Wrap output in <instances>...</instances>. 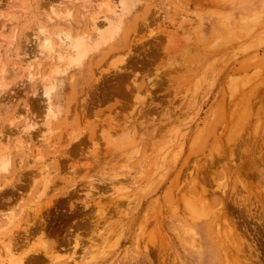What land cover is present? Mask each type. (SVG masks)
I'll use <instances>...</instances> for the list:
<instances>
[{
	"label": "rangeland",
	"instance_id": "374dc122",
	"mask_svg": "<svg viewBox=\"0 0 264 264\" xmlns=\"http://www.w3.org/2000/svg\"><path fill=\"white\" fill-rule=\"evenodd\" d=\"M0 80L21 264H264V0H0Z\"/></svg>",
	"mask_w": 264,
	"mask_h": 264
},
{
	"label": "bare ground",
	"instance_id": "6f19581e",
	"mask_svg": "<svg viewBox=\"0 0 264 264\" xmlns=\"http://www.w3.org/2000/svg\"><path fill=\"white\" fill-rule=\"evenodd\" d=\"M109 1H111V0H109ZM108 2V1H107ZM111 3V2H110ZM109 3V4H110ZM103 18H102V23L104 24V23H107L108 22V20H109V18H108V16H106V15H104V16H102ZM97 23V22H96ZM100 25H102V24H100ZM93 28V27H92ZM96 28V27H95ZM60 32H58L57 33V35H58V37H59V39H60V41L62 42L61 43V48L64 50L66 47H68L69 46V44L70 43H72L73 41H72V38H71V36L69 35V33H65L64 31V33L63 32H61V30H59ZM49 37H45V39H44V45L45 46H49L50 45V41H49V39H48ZM37 40V39H36ZM9 44V43H8ZM63 44V45H62ZM76 47H79V45L78 44H76ZM60 48V49H61ZM61 49V50H62ZM9 50V49H8ZM66 50H67V48H66ZM6 52V51H5ZM8 54V53H7ZM11 55V54H10ZM77 55V54H76ZM58 56V55H57ZM81 56V55H80ZM79 57V56H78ZM59 58V57H58ZM31 67V66H30ZM50 67H52V66H49V68ZM54 67V66H53ZM28 68V67H27ZM29 69V68H28ZM53 69V68H52ZM51 69V70H52ZM59 69V68H58ZM27 72H28V75H29V80L31 79V77L32 76H36V73L34 74V75H32L31 77H30V75H31V72H30V70H27ZM57 72V71H56ZM27 74V73H26ZM38 75V74H37ZM46 76V75H45ZM38 77V76H37ZM33 79V78H32ZM45 79V78H44ZM27 80V79H26ZM1 81V80H0ZM29 82V81H28ZM39 82V81H38ZM46 82H47V80H46ZM37 83V82H36ZM50 83V81L47 83V86L45 87V84L46 83H43V85H44V90H43V97L45 98V107H44V113H45V117L47 118V120H48V118L49 117H53L55 114H54V112H53V109H52V107H51V104H50V92H51V89H53V85L51 84H49ZM1 84V83H0ZM49 84V85H48ZM36 87V86H35ZM5 88L6 87H0V93L2 94V92L3 91H5ZM28 106V105H27ZM28 108V107H27ZM25 109V108H24ZM17 110V109H16ZM27 110V109H26ZM16 112V111H15ZM28 112V111H27ZM28 116V115H27ZM16 119V118H15ZM31 118H28V117H26V115H25V122H24V124L23 125H26V126H31L30 125V122H31ZM10 122V121H9ZM35 122V121H34ZM11 125V124H10ZM48 129V128H47ZM45 130V131H47L48 132V130ZM101 129V128H100ZM126 130V129H125ZM21 132H24V131H21ZM20 132V133H21ZM26 132V131H25ZM29 132V131H28ZM2 133V132H1ZM132 134V133H131ZM136 135V134H135ZM23 136V135H22ZM24 136H27L26 134L24 135ZM32 136V135H31ZM127 136H129V133H128V135ZM46 137V136H45ZM44 137V139H46ZM113 137V136H112ZM116 137V136H115ZM125 137H126V135H125ZM133 137V136H132ZM5 138H7V137H5ZM75 138V137H74ZM122 138V137H121ZM21 139V138H20ZM30 139V138H29ZM0 140H2V139H0ZM28 140V139H27ZM45 141V140H44ZM52 141V140H51ZM2 142V141H1ZM0 142V143H1ZM50 142V141H49ZM124 142V141H123ZM122 142V143H123ZM126 144H129V142L127 143V142H125ZM117 144H118V142H117ZM119 144H121V143H119ZM124 144V143H123ZM125 145V144H124ZM55 146V145H54ZM121 147H123V146H121ZM127 147V146H126ZM158 148V147H157ZM134 150V149H133ZM34 151V150H33ZM34 153V152H33ZM38 157V156H37ZM36 158V157H35ZM16 162V161H15ZM30 162V161H29ZM42 166V165H41ZM39 168V167H38ZM2 169H3V167H2ZM136 171V170H135ZM45 174V173H44ZM134 174V173H133ZM41 175V174H40ZM43 179V178H42ZM47 191V190H46ZM41 195V194H40ZM50 198V197H49ZM48 199V198H47ZM190 201V200H189ZM192 201H193V199H192ZM195 205V204H194ZM193 205V206H194ZM204 205V204H203ZM186 206V205H185ZM192 206V207H193ZM205 206V205H204ZM208 207V206H207ZM196 208V207H195ZM8 209V208H7ZM192 209V208H191ZM197 210V209H196ZM196 210H194V212L196 211ZM199 211V210H198ZM209 211V210H208ZM21 212V211H20ZM200 212V211H199ZM218 212V211H217ZM9 213V212H8ZM11 213V212H10ZM200 214H201V212H200ZM212 214H214V213H212ZM200 216V215H199ZM219 216V215H218ZM18 217V216H17ZM12 218V217H11ZM224 218V217H223ZM15 219V218H14ZM219 220H221V219H219ZM8 221V220H7ZM9 221H10V219H9ZM12 222V221H11ZM22 222V221H21ZM20 222V223H21ZM222 222V221H221ZM15 224V223H14ZM226 224V223H225ZM7 225V224H6ZM18 225V224H17ZM216 226H217V224H216ZM229 226V225H228ZM6 227V226H5ZM14 227V226H13ZM223 227V226H222ZM231 226H229V228H230ZM219 228V227H218ZM218 228H216V229H218ZM224 228H225V226H224ZM2 229V228H1ZM0 229V230H1ZM141 229V228H140ZM215 229V230H216ZM231 229V228H230ZM12 231V230H11ZM222 231V230H221ZM227 231H228V229H227ZM2 233V232H1ZM142 233V232H141ZM140 233V234H141ZM144 233V232H143ZM143 233H142V235H143ZM222 233V232H221ZM223 234H225V232L223 233ZM8 235V234H7ZM6 235V236H7ZM217 235V234H216ZM2 237V236H1ZM3 237H4V235H3ZM9 237V236H8ZM120 237V236H119ZM7 238H0V264H21L22 262H23V260L24 259H26L28 256L27 255H29V252H31L32 251V249L30 250V249H26V251L24 250V251H18L17 253L16 252H14L13 250H12V247H11V245H10V239H8V240H6ZM228 239V238H227ZM12 241V240H11ZM235 241V240H234ZM32 244V243H31ZM30 245V244H29ZM37 246V245H36ZM33 249H34V247H32ZM54 250V249H53ZM13 251V252H12ZM35 251V250H34ZM33 253V252H32ZM43 253V252H42ZM101 254H103V253H101ZM53 255V254H52ZM52 255H51V257H52ZM34 259V258H33ZM32 259V260H33ZM35 260V259H34ZM25 261V260H24ZM39 264V263H38Z\"/></svg>",
	"mask_w": 264,
	"mask_h": 264
}]
</instances>
